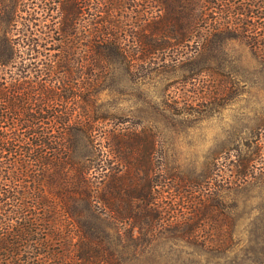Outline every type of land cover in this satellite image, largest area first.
Segmentation results:
<instances>
[{
    "label": "trees",
    "instance_id": "trees-1",
    "mask_svg": "<svg viewBox=\"0 0 264 264\" xmlns=\"http://www.w3.org/2000/svg\"><path fill=\"white\" fill-rule=\"evenodd\" d=\"M259 22L264 0H0V264H142L150 249L145 264H159L161 244L206 249L160 235L185 221L155 195L153 137L92 107L113 66L131 74L155 51L147 41L239 38L264 57Z\"/></svg>",
    "mask_w": 264,
    "mask_h": 264
},
{
    "label": "rangeland",
    "instance_id": "rangeland-1",
    "mask_svg": "<svg viewBox=\"0 0 264 264\" xmlns=\"http://www.w3.org/2000/svg\"><path fill=\"white\" fill-rule=\"evenodd\" d=\"M158 44L143 45L155 51L131 74L113 66L92 107L114 116L104 123L109 127L122 121L153 137L144 154H153L155 195L185 221L160 235L208 240L206 249L161 244L157 261L244 264L262 258L264 57L239 38H211L201 49L190 44L163 51ZM224 234L227 245L213 247L211 238Z\"/></svg>",
    "mask_w": 264,
    "mask_h": 264
}]
</instances>
